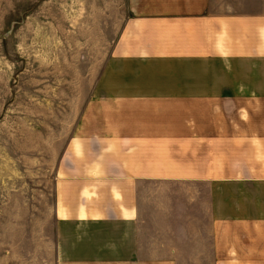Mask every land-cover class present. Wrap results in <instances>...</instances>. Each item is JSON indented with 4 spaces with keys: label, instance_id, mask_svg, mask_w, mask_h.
<instances>
[{
    "label": "crops",
    "instance_id": "1",
    "mask_svg": "<svg viewBox=\"0 0 264 264\" xmlns=\"http://www.w3.org/2000/svg\"><path fill=\"white\" fill-rule=\"evenodd\" d=\"M123 8L51 171L42 264H264V0Z\"/></svg>",
    "mask_w": 264,
    "mask_h": 264
},
{
    "label": "rangeland",
    "instance_id": "2",
    "mask_svg": "<svg viewBox=\"0 0 264 264\" xmlns=\"http://www.w3.org/2000/svg\"><path fill=\"white\" fill-rule=\"evenodd\" d=\"M130 0H0V264H42L52 168Z\"/></svg>",
    "mask_w": 264,
    "mask_h": 264
}]
</instances>
